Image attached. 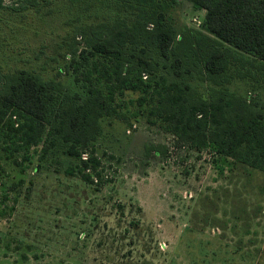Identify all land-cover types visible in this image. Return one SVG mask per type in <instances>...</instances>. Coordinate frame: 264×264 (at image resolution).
Listing matches in <instances>:
<instances>
[{
	"label": "rangeland",
	"instance_id": "obj_1",
	"mask_svg": "<svg viewBox=\"0 0 264 264\" xmlns=\"http://www.w3.org/2000/svg\"><path fill=\"white\" fill-rule=\"evenodd\" d=\"M119 31L134 40L119 46ZM158 32L173 39L168 57L152 42ZM97 43L122 50L136 78L145 72L150 94L117 91L116 114L99 119L84 152L99 158L102 184L69 175L81 161L48 132L28 151H0V203L9 196L0 264H264V173L180 141L158 110L175 85L193 102L222 99L264 114V62L213 36L206 11L188 0H4L0 88L26 73L60 101L98 89L106 96L108 65L91 54ZM210 46L224 55L221 74L206 69Z\"/></svg>",
	"mask_w": 264,
	"mask_h": 264
},
{
	"label": "trees",
	"instance_id": "obj_2",
	"mask_svg": "<svg viewBox=\"0 0 264 264\" xmlns=\"http://www.w3.org/2000/svg\"><path fill=\"white\" fill-rule=\"evenodd\" d=\"M4 0H0L2 3ZM36 3L37 0H26ZM183 1V0H176ZM199 9L206 11L207 30L218 40L237 50L251 54L264 62V0H188ZM134 40L127 31H119L114 40L119 46H125L127 39ZM153 44L168 57L172 48V37L164 32L152 35ZM206 69L213 75L223 72L220 60L223 53L209 47L206 49ZM83 52L82 58L87 60ZM94 56L101 55L107 67L105 76L111 86L108 95L103 91L91 90L76 100L60 101L47 86L40 84L33 76L23 73L17 83L0 88V132L9 146L0 144V151L14 156L28 151L41 142L48 132L56 141L69 144L66 154L81 161L71 167L69 175H78L86 183L103 182V173L99 171L101 162L95 155L84 151L96 141L99 134V119L104 115H114L112 105L115 92H142L150 94L149 84L142 76H137L134 65L124 63V53L106 43L93 46ZM101 64V63H99ZM144 69L150 64L141 60ZM98 72V69L96 68ZM166 90V98L158 108L168 124L166 131L173 133L180 141L189 143L197 150L213 148L219 155L231 158L237 163L264 173V114L247 106H234L226 100L218 102H193L186 98L185 92L172 85ZM173 90V91H172ZM176 94V96L174 94ZM148 96L139 100L140 105ZM54 141V142H56ZM83 154L87 159H82ZM28 158V157H24ZM20 179L11 188L19 194L25 185ZM33 182L26 187L24 197L30 200L33 194ZM0 208L9 196H4Z\"/></svg>",
	"mask_w": 264,
	"mask_h": 264
}]
</instances>
